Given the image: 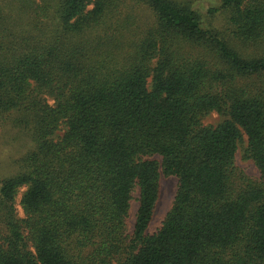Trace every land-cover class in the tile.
<instances>
[{"label": "trees", "instance_id": "obj_1", "mask_svg": "<svg viewBox=\"0 0 264 264\" xmlns=\"http://www.w3.org/2000/svg\"><path fill=\"white\" fill-rule=\"evenodd\" d=\"M6 124L0 264H264V0H0Z\"/></svg>", "mask_w": 264, "mask_h": 264}, {"label": "rangeland", "instance_id": "obj_2", "mask_svg": "<svg viewBox=\"0 0 264 264\" xmlns=\"http://www.w3.org/2000/svg\"><path fill=\"white\" fill-rule=\"evenodd\" d=\"M221 119L222 117L218 113L211 112L204 118V123L215 125L220 122ZM60 133H62V131H60L59 134ZM32 146L33 143L30 141L26 134L21 133L8 124L0 128V181L2 178L9 176L16 171V158L22 155ZM245 146L246 137L243 135L236 152V165L245 174L252 177H257L259 174L252 161L243 157V149ZM160 183V196L154 216L147 230L149 233L154 232L160 226L166 212L169 210L172 204L177 187V180L174 176H161ZM21 193L22 190L19 191L15 202L17 212L20 216L23 215L22 209L19 205V198ZM137 197L138 190L136 189L133 192V198L130 201L129 216L127 219L129 231L132 230L135 220V213L138 207Z\"/></svg>", "mask_w": 264, "mask_h": 264}]
</instances>
